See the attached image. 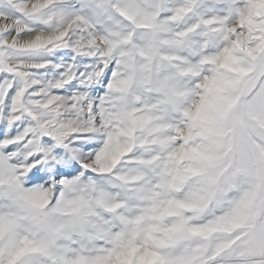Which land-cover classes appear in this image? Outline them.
<instances>
[{
	"label": "snow or ice",
	"instance_id": "1",
	"mask_svg": "<svg viewBox=\"0 0 264 264\" xmlns=\"http://www.w3.org/2000/svg\"><path fill=\"white\" fill-rule=\"evenodd\" d=\"M0 264H264V0H0Z\"/></svg>",
	"mask_w": 264,
	"mask_h": 264
}]
</instances>
